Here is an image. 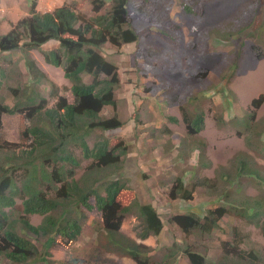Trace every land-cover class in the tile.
<instances>
[{"label": "rangeland", "instance_id": "374dc122", "mask_svg": "<svg viewBox=\"0 0 264 264\" xmlns=\"http://www.w3.org/2000/svg\"><path fill=\"white\" fill-rule=\"evenodd\" d=\"M72 1L87 19L94 16L91 0H40L39 10L52 11ZM149 1L167 11L175 28L134 23L137 42L119 49L105 45L98 50L117 67L120 80L115 90L116 107H104L100 116L116 115L123 126L105 132L94 131L88 137V145L92 147L103 135L108 138L110 147L119 143L125 147L119 170H101L98 177L125 181L133 197L155 206L164 224L159 238L152 237L157 243V253L160 252L152 254V259L156 260L165 248L183 239L179 230L168 222L176 211L195 207L197 213H202L218 206L221 203L213 204L211 200L218 199L215 195L226 188L231 195L241 192L244 197L264 198L262 184L243 179L242 184L235 182L237 184L230 186L222 180L224 175L235 171L239 156L248 157L247 161L264 176V101L254 112L250 107L252 100L264 96V0H212L203 6L202 15L196 13L194 16L182 10L184 0ZM25 4L26 0H0V26L4 21L11 22L9 16L16 21L26 16ZM2 32L0 27V35ZM57 46V42L49 41L43 49ZM30 54L56 84L59 94L71 102L70 84L62 68L46 64L41 50ZM0 67L6 72L11 69L16 72L9 73L0 91L3 102L12 106L15 98L7 87L22 89L32 81L26 77L19 52L6 53ZM48 85L43 84L36 91L46 98L47 107H52L55 99ZM20 89L17 95L22 92ZM198 111L204 113L203 130L189 137L183 112L194 115ZM252 113L254 117L250 118ZM171 118H176V122ZM244 120L248 129L242 125ZM2 126V140H19L18 115H3ZM69 149L80 161L75 175L80 178L91 160L84 159L78 147ZM176 179H181L188 189L195 186L191 201L169 199L170 187ZM204 179L207 182L200 184ZM90 203L94 204L93 199ZM20 209L21 203L17 201L16 216L20 215ZM84 212L87 219L80 237L71 248L55 247L50 257L53 264H133L130 258L111 250L100 213L95 209ZM41 219L39 215L29 216L33 225H38ZM257 221L263 223L264 217ZM234 227L239 234L248 237L244 248L253 247L264 258L261 227L246 224L236 217H224L220 229L197 244L210 248V259H218L221 256L219 247L231 239ZM120 230L144 245V240L138 236L140 222L134 217H126ZM187 241L190 242V238ZM0 264L10 263L0 260ZM179 264L188 263L182 258Z\"/></svg>", "mask_w": 264, "mask_h": 264}, {"label": "trees", "instance_id": "16d2710c", "mask_svg": "<svg viewBox=\"0 0 264 264\" xmlns=\"http://www.w3.org/2000/svg\"><path fill=\"white\" fill-rule=\"evenodd\" d=\"M211 1L184 0L181 7L187 14L202 15L203 6ZM27 2L28 14L15 24L10 23V29L0 35V61L5 60L6 52L21 53L26 77L32 81L22 89L18 86L22 91L18 95V88L7 87L15 98L12 106L6 105L0 95V260L10 264H53L52 250L57 246L71 248L87 219L84 211L95 209L100 213L111 250L131 258L134 264H179L182 258L188 264H264V258L253 247L244 248L248 237L239 234L235 227L231 239L221 243L218 259H210V248L197 244L219 230L226 216L261 227L264 236V226H261L264 221H257L264 217L262 196L244 197L234 191L231 195L226 188L215 195L218 199L211 200L220 205L202 213H197L195 207H186V214L170 216L168 222L179 230L183 239L165 248L164 253L153 260L152 254L158 249L136 243L120 229L126 217H134L140 222L138 236L141 240L150 236L158 239L164 224L156 208L149 203L141 204L125 181L98 177L101 170H119L121 157L126 152L120 143L110 147L108 138L103 135L92 147L88 145V137L94 131L105 132L123 126L116 115L100 116L104 107H116L115 90L120 80L117 67L98 50L105 45L119 49L137 42L134 23L175 28L167 11L149 0H91L94 16L87 19L77 11L74 1L44 13L37 11V0ZM49 41L57 42L58 46L42 50ZM34 50H41L46 64L62 68L70 84L71 102L59 94L56 84L37 66L30 54ZM13 71L6 72L0 67V91ZM46 83L53 89L51 97L55 104L52 107H47L46 98L36 91ZM263 101V95L251 101L253 112ZM5 114L19 116L17 142L1 138ZM171 120L176 122V118ZM183 121L187 136L194 137L203 130L204 113L183 112ZM242 125L248 129L245 120ZM70 147H78L82 157L91 160L80 178L75 177L80 161ZM247 159L239 156L235 171L222 177L227 185L242 184L243 179L264 185V176ZM174 182L169 199L191 201L195 186L188 189L181 179ZM204 182L207 180L200 184ZM17 201L21 203L18 216L14 213ZM31 215L42 217L38 225L30 223Z\"/></svg>", "mask_w": 264, "mask_h": 264}, {"label": "crops", "instance_id": "0c3cea01", "mask_svg": "<svg viewBox=\"0 0 264 264\" xmlns=\"http://www.w3.org/2000/svg\"><path fill=\"white\" fill-rule=\"evenodd\" d=\"M38 3H37V10L38 11H40L39 9V7H40V0H38L37 1ZM26 6H27V8H28V2H27V0H26V4H25ZM43 12H45V11H42V13ZM8 15L10 14V13H7ZM9 18H10V20L9 21H11L10 23H13V24H15L17 21L16 20H13L10 16H9ZM4 19V18H3ZM1 20H2V18H1ZM20 20V19H19ZM10 23H7L6 21H4V25H2V26H0L1 27V30L3 31L2 32V35L3 34H5L9 29H10ZM43 47H44V45L42 46V49H43ZM44 50V49H43ZM32 52V51H31ZM7 53V52H6ZM6 53H4V55H6ZM36 61V60H35ZM37 65H38V67L39 68H41V66H39V64H38V61H37ZM42 69V68H41ZM154 208H155V206L153 205V204H151ZM175 214H186V211H181V212H179V211H176V213ZM175 214H173V215H175ZM153 238L152 237H148L147 239H145L143 242L144 243H142V244H144L145 246H147V247H149V248H155L156 246H157V243L154 241V240H152ZM154 241V242H153ZM136 242V241H135ZM137 243V242H136ZM140 242H138V244H139ZM133 262V261H132ZM134 264V263H133Z\"/></svg>", "mask_w": 264, "mask_h": 264}, {"label": "clouds", "instance_id": "9594fccd", "mask_svg": "<svg viewBox=\"0 0 264 264\" xmlns=\"http://www.w3.org/2000/svg\"><path fill=\"white\" fill-rule=\"evenodd\" d=\"M37 9V8H36ZM38 11V10H37ZM40 12V11H39ZM45 12H50V11H45ZM44 13V12H43ZM44 60V59H43ZM38 66V65H37ZM66 80V79H65ZM141 203V202H140ZM141 204H145V203H141ZM160 215V214H159ZM121 231V230H120ZM152 237V236H150ZM145 246V245H144ZM147 247V246H146ZM129 258V257H128ZM131 259V258H130ZM132 260V259H131ZM134 263V262H133Z\"/></svg>", "mask_w": 264, "mask_h": 264}]
</instances>
